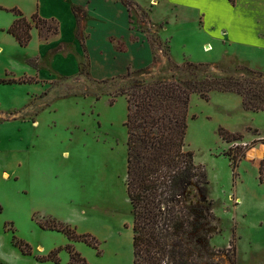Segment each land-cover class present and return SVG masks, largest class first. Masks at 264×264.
Here are the masks:
<instances>
[{
  "label": "rangeland",
  "instance_id": "obj_1",
  "mask_svg": "<svg viewBox=\"0 0 264 264\" xmlns=\"http://www.w3.org/2000/svg\"><path fill=\"white\" fill-rule=\"evenodd\" d=\"M14 4L0 10V21H8ZM130 12L132 25L146 32L149 44L155 42L154 79L174 78L193 90L185 149L205 171L212 204L211 217L185 241L202 263L264 264V186L257 179L264 111H246L239 95L217 89L229 80L264 89V52L213 42L198 25L180 21H163L162 40L161 27H152L133 5ZM0 46L4 56L23 63L5 31ZM12 84H0V264H67L68 246L79 254L77 264H132L127 110L118 95L126 85L95 82L85 69L43 85ZM219 128L242 138L225 143ZM226 154L239 160L235 168ZM193 189L187 198L194 208L201 203ZM63 228L87 236L93 247L69 240L57 231ZM19 244L28 247V255Z\"/></svg>",
  "mask_w": 264,
  "mask_h": 264
},
{
  "label": "trees",
  "instance_id": "obj_2",
  "mask_svg": "<svg viewBox=\"0 0 264 264\" xmlns=\"http://www.w3.org/2000/svg\"><path fill=\"white\" fill-rule=\"evenodd\" d=\"M121 1L128 10L130 5L135 7L131 0ZM228 1L234 4L236 0ZM10 11L15 19L6 32L20 47L29 44L32 29L38 31L43 41L57 35L56 21L41 19L36 14L28 19L17 9ZM79 12V9L73 8L74 15L77 16ZM153 43L151 40L154 54L151 67L128 70L126 74L110 79L126 85L118 95L125 97L127 110L125 188L132 213V264H217L200 262L197 253L184 239L186 234L194 233L211 217L212 204L207 200L205 171L194 163L193 153L185 149L187 114L193 90L189 89L188 84L174 78L154 79L150 73L156 65ZM258 77L263 76L259 74ZM25 82H32V79H0L3 85ZM228 82L223 89H217L239 95L246 111H264V89L261 86L251 81ZM200 95L207 100L205 93ZM218 135L225 143L242 138L222 128L218 129ZM244 149L246 147L240 152L239 159L246 155ZM226 156L235 168L239 160L230 154ZM257 179L264 186V152L258 164ZM192 188L204 206L200 204L193 208L189 205L187 195ZM57 231L63 232L69 240H81L93 247L87 236H77L65 228ZM18 247L23 255L29 254L27 246L19 244ZM67 251V264H77L79 254L70 246ZM52 261L56 262L57 259Z\"/></svg>",
  "mask_w": 264,
  "mask_h": 264
},
{
  "label": "crops",
  "instance_id": "obj_3",
  "mask_svg": "<svg viewBox=\"0 0 264 264\" xmlns=\"http://www.w3.org/2000/svg\"><path fill=\"white\" fill-rule=\"evenodd\" d=\"M21 1L13 4L24 17L29 19L36 14L41 19L54 20L58 32L43 41L38 31L32 29L29 44L20 47L6 32L15 19L11 12L8 21H0V31H5L14 40L23 63L4 56L0 46V79L26 78L43 85L46 80L73 77L85 69L93 81L102 82L122 76L128 70L145 69L153 64L154 54L147 34L132 25V13L121 0ZM131 2L152 27H161L157 33L162 40L167 39V22L163 21H180L198 25V30L213 42L264 52V0H236L234 4L228 0ZM13 4L3 6L0 2V10L10 9ZM73 8L80 10L77 16ZM207 45L210 44L207 42ZM6 86L10 84L3 85Z\"/></svg>",
  "mask_w": 264,
  "mask_h": 264
},
{
  "label": "bare ground",
  "instance_id": "obj_4",
  "mask_svg": "<svg viewBox=\"0 0 264 264\" xmlns=\"http://www.w3.org/2000/svg\"><path fill=\"white\" fill-rule=\"evenodd\" d=\"M210 49H207L206 51H209Z\"/></svg>",
  "mask_w": 264,
  "mask_h": 264
}]
</instances>
